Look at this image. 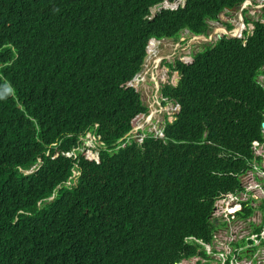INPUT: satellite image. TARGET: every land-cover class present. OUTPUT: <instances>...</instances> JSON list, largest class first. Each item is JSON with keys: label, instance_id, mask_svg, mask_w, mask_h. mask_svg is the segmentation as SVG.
<instances>
[{"label": "trees", "instance_id": "obj_1", "mask_svg": "<svg viewBox=\"0 0 264 264\" xmlns=\"http://www.w3.org/2000/svg\"><path fill=\"white\" fill-rule=\"evenodd\" d=\"M163 1L0 0V264H175L199 246L186 238L209 242L212 197L239 187L261 140L264 24L258 55L239 53L250 39L164 62L180 79L159 92L178 110L138 142L150 47L205 33L225 2L152 16ZM88 133L97 158L80 151Z\"/></svg>", "mask_w": 264, "mask_h": 264}, {"label": "clouds", "instance_id": "obj_2", "mask_svg": "<svg viewBox=\"0 0 264 264\" xmlns=\"http://www.w3.org/2000/svg\"><path fill=\"white\" fill-rule=\"evenodd\" d=\"M179 1L180 2H178L175 9H166L176 10L179 6L184 7L186 0ZM174 2V0L169 2V5L174 6ZM251 2L252 0H241L239 3L229 6L226 4L225 0L224 4L218 9V11L212 16H206L204 18L203 23L206 26L205 33L193 34L187 28H183L179 31V35L183 31L189 33L191 36V39L189 40L190 44L200 41L209 42L216 37L215 42L203 44H206V46H215L217 42H223V44L230 47L233 52L234 50L244 49L247 47L250 39L254 40L253 36L257 32V25L264 24V20L250 19V13L248 12L249 9H245V7L250 6ZM235 8H239L240 19L238 25L231 26L229 23L221 22L219 27H211L210 23L219 21L223 12L231 11ZM221 30L223 32H221ZM197 37H200V40H196ZM258 39L261 40V37L258 36ZM228 40H237L240 48H233L232 45L228 43ZM158 42L159 41L156 42L157 45ZM239 53L246 59L248 56L258 55V45L256 41L251 43L248 50H241ZM188 59L191 58L188 57ZM165 60V58H158L157 63L161 62V65L166 67L164 62L167 61ZM166 69L167 73L176 72L171 71L168 67H166ZM138 72L133 79L139 83L137 76ZM176 75V83L172 86H176L180 79L178 72H176ZM165 84L169 83L166 82ZM165 84L161 86H164ZM260 85L264 88V85ZM161 86L156 84V92H159ZM160 100L161 102L168 101L163 97H161ZM160 107H163V105ZM175 109L177 112V105H175ZM147 116H149V113L146 116L142 115L140 117ZM261 124H263L262 127ZM259 129L261 140H253L251 143L250 154L252 158L249 160L248 168L237 175L239 187L234 191L221 192L212 197L213 205L207 218L212 225L209 242H202L193 237L186 238V242L193 241L199 246L196 248L195 255L182 259L175 264H243V261H251V264H264V119L260 123ZM132 131H134V129ZM161 135L162 133L160 130V134L156 136ZM143 137L144 135L141 136V139L138 142H141ZM69 154L71 155L70 152L66 153V156L69 157ZM96 155L97 153H94V156H86L97 158ZM33 168L30 170H33ZM28 171L29 170H25L23 173L28 174ZM76 174L77 173L74 172V175ZM50 198L52 199L53 196L49 197L48 200ZM242 226L245 228H242ZM201 252L204 253V255L200 254Z\"/></svg>", "mask_w": 264, "mask_h": 264}, {"label": "rangeland", "instance_id": "obj_3", "mask_svg": "<svg viewBox=\"0 0 264 264\" xmlns=\"http://www.w3.org/2000/svg\"><path fill=\"white\" fill-rule=\"evenodd\" d=\"M246 8L249 9L248 12L250 13V19L264 20V0H252L251 5L246 6L245 9ZM239 19V8H235L231 11L223 12L219 21H214L210 24L212 28L219 27L221 22L229 23L231 26H234L238 25ZM190 39V34L183 31L176 42L173 40H160L156 48L152 49L153 52L147 57L143 69L137 75L139 83L136 85V88L140 94L142 102L148 107L149 116L138 117L134 121V133L138 131H135V129H140V131L145 130L148 133L159 135L160 130L163 127L164 116H166V119L169 122L173 120V115L176 113L175 105L170 101H166V104L163 107H160L161 97L159 92H156V84L161 86L167 82L169 85H175L177 75L176 72L167 73L166 67L162 66L161 62L157 63V60L158 58H165V61L172 62L179 57L188 59V57L191 58L192 55L202 49L203 43H212L216 41V37H214L209 42L200 41L190 44ZM257 82L264 85V75L257 77ZM141 136H143V133L134 134V137H136L138 141H140ZM98 145H101L98 139L88 133L83 139L80 151L84 152L87 156H94ZM32 171L34 170H29L27 173L29 174ZM49 200H51V198ZM242 228L245 227L242 226Z\"/></svg>", "mask_w": 264, "mask_h": 264}, {"label": "water", "instance_id": "obj_4", "mask_svg": "<svg viewBox=\"0 0 264 264\" xmlns=\"http://www.w3.org/2000/svg\"><path fill=\"white\" fill-rule=\"evenodd\" d=\"M174 1H175L174 2V6L169 5V2L167 0H165L162 3H158V4L154 5L153 7H151V11H150L151 12V15L154 16L156 14V12L161 11V10L166 9V8L175 9L177 7V5H178V2H180V1L179 0H174ZM196 40H200V37H197ZM156 45H157V43L154 44V46L149 50L148 54L144 57V59H143V65L141 66L139 72H141V70L143 69V66L145 65V62L147 60V57L151 54L152 49L154 47H156ZM262 126H263V124H261V127Z\"/></svg>", "mask_w": 264, "mask_h": 264}, {"label": "built area", "instance_id": "obj_5", "mask_svg": "<svg viewBox=\"0 0 264 264\" xmlns=\"http://www.w3.org/2000/svg\"><path fill=\"white\" fill-rule=\"evenodd\" d=\"M232 264V263H230ZM234 264H238V263H234ZM239 264H242V263H239ZM243 264H251V261H243Z\"/></svg>", "mask_w": 264, "mask_h": 264}, {"label": "bare ground", "instance_id": "obj_6", "mask_svg": "<svg viewBox=\"0 0 264 264\" xmlns=\"http://www.w3.org/2000/svg\"><path fill=\"white\" fill-rule=\"evenodd\" d=\"M221 32H223V31L221 30ZM150 49H151V47H150Z\"/></svg>", "mask_w": 264, "mask_h": 264}]
</instances>
